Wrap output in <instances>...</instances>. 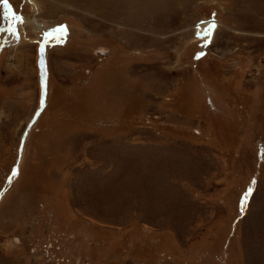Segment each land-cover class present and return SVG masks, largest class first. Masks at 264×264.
Masks as SVG:
<instances>
[{"label":"rangeland","instance_id":"374dc122","mask_svg":"<svg viewBox=\"0 0 264 264\" xmlns=\"http://www.w3.org/2000/svg\"><path fill=\"white\" fill-rule=\"evenodd\" d=\"M34 1L0 0V264H264V0Z\"/></svg>","mask_w":264,"mask_h":264},{"label":"bare ground","instance_id":"6f19581e","mask_svg":"<svg viewBox=\"0 0 264 264\" xmlns=\"http://www.w3.org/2000/svg\"><path fill=\"white\" fill-rule=\"evenodd\" d=\"M31 2H32V4L36 7V3H35V1L34 0H31ZM27 22H30L35 28H34V30H36V29H39L40 30V28L42 27V25L36 20V19H34V20H32L31 19V21H29V20H27ZM218 20H209L208 22H206L205 24H202V25H198V30L200 31V33L202 34V36H204V35H206V34H208V36L207 37H209V34L211 35V34H213L214 33V29H215V27L214 26H216L217 27V25H218ZM212 24L214 25V26H212ZM211 27L213 28L212 29V32L211 33H208L209 32V30L211 29Z\"/></svg>","mask_w":264,"mask_h":264},{"label":"water","instance_id":"95a60500","mask_svg":"<svg viewBox=\"0 0 264 264\" xmlns=\"http://www.w3.org/2000/svg\"><path fill=\"white\" fill-rule=\"evenodd\" d=\"M212 29H213V28L211 27V29L209 30L208 33H211V32H212ZM206 35L208 36V34H206ZM206 35H205V37H207ZM209 36H210V34H209Z\"/></svg>","mask_w":264,"mask_h":264}]
</instances>
